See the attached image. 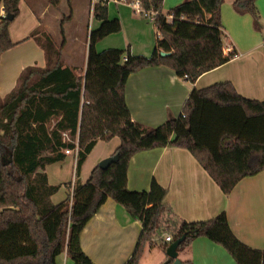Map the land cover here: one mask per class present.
<instances>
[{"label":"trees","instance_id":"obj_1","mask_svg":"<svg viewBox=\"0 0 264 264\" xmlns=\"http://www.w3.org/2000/svg\"><path fill=\"white\" fill-rule=\"evenodd\" d=\"M20 1L0 0L5 13V18H0V55L13 47L8 30L12 21L6 15L14 20ZM138 1L145 11L157 12L153 22L157 39L151 55L133 56L128 49L96 51L100 40L121 31L120 21L109 20L107 4L99 2L93 6V18L99 26L89 35L83 82L78 69L63 62L64 40L57 47L42 29L31 34L43 49L45 68H25L10 93L0 97V264H57L65 235V202L51 203L60 186L49 185L44 170L64 160V150L72 146L62 141V133L72 137L78 118L67 236L70 264H94L82 252L79 234L107 198L141 222L135 249L125 264H139L145 247L157 244L153 238L162 224L167 225L165 230H172L173 241L183 237L177 252L204 237L221 246L236 264H264V250L239 242L224 213L208 221L187 223L164 204L166 191L155 181L148 191L127 188L130 159L155 148L187 150L224 195L241 179L264 171V100L243 98L230 83L193 88L180 115L158 127L146 128L131 120L124 100L130 74L164 66L194 84L202 74L237 56L234 51L224 54L219 14L223 0H185L167 13L162 0ZM255 2L235 0L233 6L248 13L259 31ZM168 17L172 18L170 23ZM59 28L62 35V21ZM162 52L168 56L162 57ZM113 138L119 139L112 155L118 156L117 162L106 170L94 167L86 182L80 183L81 166L96 141ZM158 244L163 251L169 245L163 240ZM165 262L173 260L166 256Z\"/></svg>","mask_w":264,"mask_h":264},{"label":"crops","instance_id":"obj_2","mask_svg":"<svg viewBox=\"0 0 264 264\" xmlns=\"http://www.w3.org/2000/svg\"><path fill=\"white\" fill-rule=\"evenodd\" d=\"M184 1L162 0L163 12L167 13ZM234 1L223 0L219 14L224 54L234 51L237 56L222 66L202 74L194 84L185 82V79L179 78L173 70L164 66L147 67L130 74L125 83L124 100L132 121L146 128L158 127L168 119L180 115L193 88L199 90L219 83H230L236 93L243 98L264 100V0L255 2L260 15L259 31L254 29L252 17L248 13H240L234 8ZM81 2L85 11L81 26V46L71 48L68 46L66 30L63 27L62 35L60 30L58 34L52 32L54 25L60 27L61 21L62 26L71 23L73 13H77V10L78 13L81 12ZM115 7L121 8L118 10L119 18H116L120 21L121 31L104 38L113 40L111 43L116 40L115 43L118 45L109 46L110 49H128L133 56L149 57L157 39L153 23L143 16L142 18L127 5L115 4ZM4 14L0 4V18ZM114 17L107 10V18L112 20ZM167 20L170 23L169 17ZM126 25L137 32L132 40L124 34ZM98 26L99 22L93 18V7L89 0H21L19 15L12 20L8 28L13 47L0 55V96L3 98L10 93L25 68H45L43 49L30 38L39 28H42L56 44L57 35L60 34V43L64 40L62 59L66 66L76 67L79 76L83 74L80 77L83 82L89 35ZM74 40L77 42L79 38ZM78 125L79 118L77 128ZM76 135L78 137V129ZM115 149L107 151L103 159L112 156ZM67 158L72 161L73 174L77 153L65 156L63 161ZM47 167L44 173L48 184L61 188V185L50 182ZM78 180L82 184L86 182L82 181L80 174ZM152 181L165 189L164 204L171 209L177 219L187 223L203 222L224 213L233 235L239 242L253 250H264V171L241 179L230 194L224 195L187 150L164 147L136 153L129 161L128 190L148 191ZM64 185L66 198L57 200L58 202L53 201L59 189L50 201L52 204L65 202L64 213L67 210L69 222L73 187L70 189V186L67 188V184ZM65 215L67 218L66 213ZM140 232L141 222L133 219L111 198H107L81 230L79 246L94 264H125L135 249ZM67 236L68 233L65 231L62 253L56 258L57 264H70L67 255ZM155 236L163 240L164 231L161 229ZM154 247L155 250L145 247L139 264L165 262V251L159 244H155ZM177 258L181 262L189 261L191 264H236L221 246L204 237L195 239L188 247L177 252Z\"/></svg>","mask_w":264,"mask_h":264},{"label":"rangeland","instance_id":"obj_3","mask_svg":"<svg viewBox=\"0 0 264 264\" xmlns=\"http://www.w3.org/2000/svg\"><path fill=\"white\" fill-rule=\"evenodd\" d=\"M61 1H63V0H61ZM81 4H82L81 12L78 13V10H77L76 11L77 13H73L71 23L62 26L63 29L66 30L65 37L68 38V46L71 47V48L81 46V41H80L81 40L80 39L81 30H82L81 26H82V23H83V20H84V14H85L84 13L85 11H84L83 2H81ZM120 9H121L120 7L116 8L115 4L112 3V2L108 3V5H107V10H108L109 14L114 15L115 16L114 18H119L118 10H120ZM65 13H67V12H65ZM95 25H96V22H94V26ZM151 27H153V25H151ZM40 29H42V28H40ZM59 30H60L59 25H54V29H53L52 33L58 34ZM136 33H137L136 31H134L128 25H126V28L124 30V34H125V36L128 39H131V40L134 39V36H135ZM115 37H117V36H115ZM120 37H122V36H120ZM62 38H63V36H62ZM74 38H76V39L79 38V40L77 42H75ZM110 39H115V38H110ZM56 40H58V41H57V44L55 43V46L58 47L59 44H60V40H61L60 34L57 35ZM111 41H113V40H105V39L104 40H100L96 44V48H95L96 51L97 52H102L104 50L110 49L109 46L116 45V43H115L116 40L113 43H111ZM69 47H68V49H69ZM63 62L65 64L64 60H63ZM82 75L80 74V77H82ZM55 122H56V119L50 123V126L54 125ZM118 145H119V139L118 138H113V139H111L108 142H105V141H102V140H97L95 145H94V147H93V149L86 156V158H85V160H84V162H83V164L81 166V171H80L79 174L81 175L82 181L85 182L89 178L90 171L94 167L99 165V163L103 160V156L107 153V151L114 150L115 148L118 147ZM68 156H71V155H68ZM71 165H72V161L67 158L63 162H58L55 165L48 166L47 169H46V171L48 173V176H49V179H50V182L51 183H56L57 185H61L60 191L57 193V195L53 199L54 202H58L57 200L61 201V200L66 198L65 197V188H64L65 185L64 184H67V188H69V186H70V189L74 186V181H75V175L74 174L75 173L72 174ZM72 184H73V186H72ZM71 199H72V196H71L70 200ZM65 213L67 214L65 231H67V233H68L69 222H68V212H67V210H66ZM166 226L167 225L162 224V230L163 231L165 230ZM166 231H169V229L165 230L164 233ZM153 240L155 241V243H157V244L159 243V239H157L156 236H154ZM150 249H152V250L154 249L155 250L156 248L152 247ZM59 261H61V258L59 259Z\"/></svg>","mask_w":264,"mask_h":264},{"label":"built area","instance_id":"obj_4","mask_svg":"<svg viewBox=\"0 0 264 264\" xmlns=\"http://www.w3.org/2000/svg\"><path fill=\"white\" fill-rule=\"evenodd\" d=\"M90 4L92 7L97 4V3H102V4H108V3H114V4H123L129 6L135 13L143 16L145 19H147L149 22L153 23L155 17L157 16V12H151V11H145L142 6L140 5L138 0H134L132 2H127L126 0H89ZM1 18H5V14L2 15ZM170 22L172 20L171 17ZM168 22V20H167ZM169 23V22H168ZM125 60V59H124ZM183 79H187V76H184ZM83 103V101H82ZM78 129V128H77ZM77 129L74 132V135L72 137L69 136L68 132L62 133V141L64 143H69L71 144V148L68 150H64V154L67 155H72L74 152L77 153V148H78V137L76 135ZM164 243L166 244H171L173 242V232L171 230L166 231L164 233V238H163Z\"/></svg>","mask_w":264,"mask_h":264},{"label":"water","instance_id":"obj_5","mask_svg":"<svg viewBox=\"0 0 264 264\" xmlns=\"http://www.w3.org/2000/svg\"><path fill=\"white\" fill-rule=\"evenodd\" d=\"M6 19L9 21L13 20V16L11 15H6ZM162 57L168 56V53H161ZM118 160V156L114 155V156H110L106 159H103L98 167L101 170H106L107 168H109L112 164H114L115 162H117ZM183 241V237L173 241L171 244L168 245L166 251H165V255L173 260V262L171 264H182V262L177 258V248L180 245V243ZM163 264H168L167 262H164Z\"/></svg>","mask_w":264,"mask_h":264}]
</instances>
